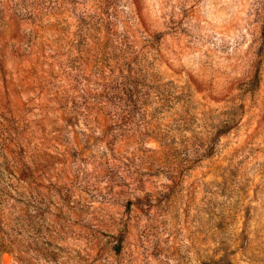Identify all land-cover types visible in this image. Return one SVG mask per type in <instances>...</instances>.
<instances>
[{"label":"rangeland","instance_id":"1","mask_svg":"<svg viewBox=\"0 0 264 264\" xmlns=\"http://www.w3.org/2000/svg\"><path fill=\"white\" fill-rule=\"evenodd\" d=\"M0 264H264V0H0Z\"/></svg>","mask_w":264,"mask_h":264},{"label":"trees","instance_id":"2","mask_svg":"<svg viewBox=\"0 0 264 264\" xmlns=\"http://www.w3.org/2000/svg\"><path fill=\"white\" fill-rule=\"evenodd\" d=\"M2 251H4V250H1L0 252H2Z\"/></svg>","mask_w":264,"mask_h":264}]
</instances>
